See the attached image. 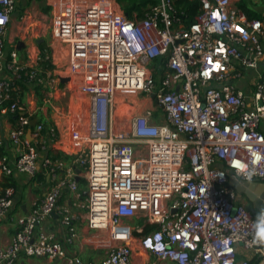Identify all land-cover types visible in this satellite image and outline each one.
<instances>
[{
	"label": "built area",
	"instance_id": "obj_1",
	"mask_svg": "<svg viewBox=\"0 0 264 264\" xmlns=\"http://www.w3.org/2000/svg\"><path fill=\"white\" fill-rule=\"evenodd\" d=\"M198 1L189 22L175 0L148 3L141 18H129L117 0H48L50 46L67 47V69L88 97L68 139L56 124L49 128L51 148L36 119L40 107L18 93L23 84L54 79L38 64L22 65L17 50L6 53L19 0H0V116L15 115L18 123L9 135L16 157L0 154V181L34 177L42 167L51 178L45 197L18 219L11 242L0 245V264H14L20 254L93 264L72 255L55 233L37 232L58 211L68 240L76 236L81 215L58 205L65 189L84 197L88 227L103 234L107 253L99 264H133L134 242L158 264H251L237 246L264 255V208L249 209L230 184L231 176L264 182V12L249 14L264 0ZM139 96L151 100L141 112ZM55 148L72 154L71 166L49 154ZM14 204V189L3 188L0 220ZM139 214L140 223L128 222ZM147 224L154 228L144 231Z\"/></svg>",
	"mask_w": 264,
	"mask_h": 264
},
{
	"label": "crops",
	"instance_id": "obj_2",
	"mask_svg": "<svg viewBox=\"0 0 264 264\" xmlns=\"http://www.w3.org/2000/svg\"><path fill=\"white\" fill-rule=\"evenodd\" d=\"M28 1L29 0H19L18 2L17 10L13 13L11 23L7 30L5 48L7 49V54H10L13 50H17L18 59L22 65L38 64L39 67H41L40 65L42 63L44 65L45 62L48 63V65H43V67L45 68L48 67L47 69H45L44 74L45 78L48 75H51L53 77V85H48L46 82H44L42 85L32 83L33 85H35V87H30L29 89L27 88L29 84H24L25 88L23 87V91L19 92L18 95L20 100L22 102L28 103L31 108L36 109V107H38L39 109L40 107V109L36 113V119L44 122L46 126V142L52 148V141L48 135L49 128L56 124L61 136L68 139L70 130L75 126V122L78 121L80 116L84 115L85 113V107L88 103V97L79 91L77 87V78L72 76L70 74V71L67 69V63L69 62L67 47L63 44H56L53 49V47L50 46V41L52 38L51 29L49 32V37L47 39L48 45L50 46L52 52L51 56L46 55L49 57V59L43 57V53L39 51L40 47L45 49L44 44H42L43 40L38 41L37 47L34 46L29 48L31 50L27 55V60H25L26 56L24 55V53L19 52L17 48H14L16 42L19 39H23L30 34L33 37L37 33V27L35 28L33 24L30 23L32 20L28 21V18H23L24 20L28 21L27 23L23 19H21L26 15V13H28V11L24 12V10L21 9V4L26 6V3ZM46 2L49 5L48 0H46ZM48 8L50 9V5ZM49 21L51 23L50 16ZM25 26L28 27L26 29V32L22 30ZM37 36H39V33L34 36V45H36L35 41L37 40ZM30 43L33 44V42ZM30 43L28 42V44ZM63 70L70 74L71 79L65 78ZM4 76V73L0 72V80ZM38 92H46L44 94L48 93L49 99L46 100V102L51 107H54L57 113H53L49 117L39 114L42 108L39 104ZM150 106L151 103L147 100H144L143 103L141 101L142 111ZM54 119L56 121H54ZM17 125V117L15 115L6 114L0 116V154L7 155L11 160H14L17 151L15 145L10 140L9 135L10 132L17 127ZM59 152L62 153V156L58 158H60L64 162L66 167L71 166L73 161L72 154L65 150H59L55 148L54 154ZM65 156H68L69 158H65ZM77 169L79 168H76V172ZM40 171H42V175L36 174L34 177H32L27 174L21 173L16 174L14 178L9 182L5 180V177L0 181V192L3 188L9 187L6 186L5 183H12L10 187L14 189L15 201L12 210L4 219L0 220L1 246H6L11 242L14 234L18 230V219L21 216L28 214L32 210L34 202H37L40 199L44 198L46 193L49 191L51 186L50 171L46 167H42ZM64 171L65 170H60L58 173L59 176H62L64 174ZM77 176L81 177L80 181H78L79 187L82 190L83 195L86 196V181L81 176V174L77 173L76 177ZM43 178L45 179V182H43ZM82 184H84V187L82 186ZM258 194H260V191ZM241 201H243L249 209L253 211L259 210L255 208L254 204L247 198H244ZM83 203L84 197H82V199H76L75 194L70 189H65L58 201V205L61 208H68L71 213L81 215V219L74 221L76 236L72 241L68 240L70 236L68 226L63 223V217L58 211H55L52 215L48 216L43 221V223H41V225L37 227V232L40 230H46L55 233L56 237L67 245L72 255L80 256L85 262L99 264L106 257L107 249L105 247V244L100 242V237L103 236V234L93 231L88 227L86 220V210L83 207ZM153 226L154 225L147 224L144 231H149ZM136 235H138V233ZM237 249L240 253V257L248 259L251 264H264V255H258L253 251H244L241 246H237ZM133 251V264H158V262L156 261V257L149 251L144 250L138 242L133 243ZM14 264H67V260L65 258L49 259L46 257H29L25 254H20ZM167 264L173 263L167 262Z\"/></svg>",
	"mask_w": 264,
	"mask_h": 264
},
{
	"label": "rangeland",
	"instance_id": "obj_3",
	"mask_svg": "<svg viewBox=\"0 0 264 264\" xmlns=\"http://www.w3.org/2000/svg\"><path fill=\"white\" fill-rule=\"evenodd\" d=\"M118 2V1H117ZM129 1L127 0H122V1H119L118 4H119V9L125 13V10L124 8L128 5ZM24 4V3H23ZM20 5V4H19ZM21 9L25 11H28V13H31L32 15V21L30 22L31 24H33V26L36 28V25L37 23L40 25V33H39V40H43L42 41V44H44L45 46V49L43 48H39V51L43 53V57H46V55L48 56H51L52 55V52H51V48L50 46L48 45V37H49V32H50V21H49V16H50V9L48 8L49 5L47 4L46 0H29L27 3H26V6L22 5L21 4ZM255 12L256 13H262L264 12V5H255ZM44 14V15H43ZM38 19L37 23L35 22L36 20ZM44 29V30H43ZM31 32V31H30ZM38 33H36L34 36H36ZM34 36L32 37V35H28L27 37L23 38V39H19L17 42H16V45L14 46V48H17L19 50V52H22L24 53V55L26 56L25 60L28 59V54H29V51L31 49H29L30 47H34L36 46L37 47V43L39 40L35 41L36 42V45H34ZM33 39V40H32ZM45 39V41H44ZM50 41V39H49ZM28 42H33V44H28ZM7 49L5 48V51ZM26 51H27V54H26ZM52 58V57H51ZM47 59V58H46ZM54 60V59H53ZM59 64V63H58ZM43 63L40 65L41 66V73L42 75L45 76V67H43ZM45 65H48L47 62H45ZM44 65V66H45ZM54 65V64H53ZM55 66V65H54ZM56 69V68H55ZM64 71V76L65 78L67 79H71V76L68 72H66L65 70ZM58 72V70H57ZM54 74V73H53ZM252 75V73H247L246 74V78L242 81H240L239 83L243 85L244 88H246L245 86L247 85V80L248 78ZM56 76V75H55ZM246 83V84H245ZM30 87H35V85H33L32 83L29 84V86H27V88L30 89ZM46 93V92H44ZM44 93H41V92H38V100H39V104L41 106V110L39 112V114L41 115H46V117H49L51 114L53 113H57L55 111V108L54 107H51L47 102L46 100L49 99L48 97V93L47 94H44ZM137 100H138V106H137V109L138 111H142V108H141V101L143 103L144 100H147L148 102L151 103V100L149 99L148 96H139V97H136ZM158 115H161L162 114V110L160 107H158ZM47 113V114H46ZM63 118V117H61ZM82 186L84 187V184H82ZM140 217H141V214H139L137 217L129 220L128 222L132 225H137L140 221ZM102 234V233H100Z\"/></svg>",
	"mask_w": 264,
	"mask_h": 264
},
{
	"label": "trees",
	"instance_id": "obj_4",
	"mask_svg": "<svg viewBox=\"0 0 264 264\" xmlns=\"http://www.w3.org/2000/svg\"><path fill=\"white\" fill-rule=\"evenodd\" d=\"M122 1V0H117ZM129 1L128 5L124 8L125 13L127 14V16L129 18H134L135 14H137V16L139 18L143 17L146 10H147V5L150 2L155 3L157 0H127ZM175 5L176 8L178 10V12H182L183 17H185L187 19V21H192L195 17V15L199 12V8H200V3L198 0H175ZM249 14L251 16H259L260 13H252L251 11H249ZM23 87L25 88V85L23 84ZM49 154L53 157H61L62 153H56V154H51L49 152ZM65 158H69L68 156H65ZM38 174L42 175V171H39ZM14 178V175L9 176V177H5V180L7 182L11 181ZM44 179V178H43ZM45 182V179L44 181ZM12 183H5L6 186H11ZM141 222V221H139ZM154 228V227H152Z\"/></svg>",
	"mask_w": 264,
	"mask_h": 264
},
{
	"label": "water",
	"instance_id": "obj_5",
	"mask_svg": "<svg viewBox=\"0 0 264 264\" xmlns=\"http://www.w3.org/2000/svg\"><path fill=\"white\" fill-rule=\"evenodd\" d=\"M37 121L33 120L32 125H36ZM81 169H77V173L80 174ZM80 176L76 179L80 181ZM230 184L235 188L238 194V200L247 198L252 202L257 209H262L264 205V182L263 181H244L238 180L235 177H230ZM260 191V194H258Z\"/></svg>",
	"mask_w": 264,
	"mask_h": 264
}]
</instances>
